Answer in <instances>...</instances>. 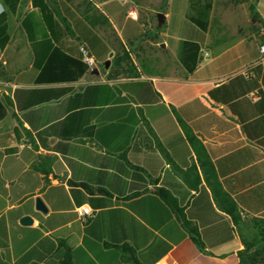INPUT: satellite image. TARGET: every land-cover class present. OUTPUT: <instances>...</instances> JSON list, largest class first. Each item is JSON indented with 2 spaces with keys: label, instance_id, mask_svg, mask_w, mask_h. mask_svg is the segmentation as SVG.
Returning a JSON list of instances; mask_svg holds the SVG:
<instances>
[{
  "label": "crops",
  "instance_id": "0c3cea01",
  "mask_svg": "<svg viewBox=\"0 0 264 264\" xmlns=\"http://www.w3.org/2000/svg\"><path fill=\"white\" fill-rule=\"evenodd\" d=\"M46 1L71 28L66 47L109 48L68 0ZM3 9L0 134L17 126L23 135L0 146V262L66 264L68 254L71 264H240L243 244L225 210L235 202L241 216L264 217V0H250L234 35L220 33L218 12L214 34L207 24L208 38L196 41L201 59L191 72L163 40L146 69L124 64L132 71L124 75L96 66L75 81L44 83L35 81L36 65L51 42L39 9L20 0L12 13L0 0ZM208 45L214 51L204 56ZM256 62L257 72L244 71ZM37 196L46 213L35 209ZM80 205L93 217L80 220ZM25 215L32 224L19 222Z\"/></svg>",
  "mask_w": 264,
  "mask_h": 264
},
{
  "label": "rangeland",
  "instance_id": "374dc122",
  "mask_svg": "<svg viewBox=\"0 0 264 264\" xmlns=\"http://www.w3.org/2000/svg\"><path fill=\"white\" fill-rule=\"evenodd\" d=\"M83 18L90 23H97L96 27L102 37L109 42V50L90 49L96 66L104 70L103 62L110 59V67L118 68L122 74L132 73L129 68L123 65H133L134 62L146 69L148 57L156 51L162 50L163 40L169 44L174 52H180L183 40H194L202 43L205 36H209L200 29L189 17L198 16L199 12L204 14L203 19L210 25V31L214 34L218 12L225 18L222 25V34H235L237 24H244L247 20L246 11L250 0H68ZM253 1V0H251ZM211 2L214 7V16L210 17L211 8H205V4ZM221 6H224L221 8ZM104 7L110 10L112 22L104 12ZM220 9V10H219ZM223 9V10H222ZM57 12V8H54ZM39 14V11H37ZM162 13L165 21L158 25L157 14ZM216 17V18H215ZM41 17L37 18V22ZM216 20V22L214 21ZM34 19V26L38 29V24ZM12 23V19L10 20ZM228 33V34H229ZM231 36V35H230ZM229 36V37H230ZM227 39H231V38ZM208 56L214 51V45L206 47ZM101 51V57L98 53ZM113 55L108 57L109 52ZM205 50L203 49V52ZM99 59H102L101 61ZM100 61V62H99ZM121 68V69H120ZM134 72V71H133ZM30 216V215H29ZM250 217L246 218L249 221ZM253 232V231H252ZM258 247L260 253L254 262L245 264H264V239L259 240Z\"/></svg>",
  "mask_w": 264,
  "mask_h": 264
},
{
  "label": "trees",
  "instance_id": "16d2710c",
  "mask_svg": "<svg viewBox=\"0 0 264 264\" xmlns=\"http://www.w3.org/2000/svg\"><path fill=\"white\" fill-rule=\"evenodd\" d=\"M3 4L12 12L15 13L20 0H2ZM34 7H37L40 11L44 25L49 33V40L51 47L46 54L42 64L36 65L38 68V74L35 79L37 83L44 82H67L78 80L85 73L92 72L88 65L82 61L81 53L77 46V52L73 51L69 47L65 46L64 39L70 33L69 24L64 20L58 19L56 11L48 4L46 0H31ZM251 17L256 19L257 13L254 12V6L250 5ZM205 8H211V2L205 4ZM204 14L199 12L198 16H191L189 19L194 22L203 31L207 28V20L203 19ZM85 21L89 22L84 18ZM64 24H63V23ZM21 25L24 28L29 42L34 41V33L31 25L30 16L24 15L21 19ZM9 41L8 34V22L7 13L3 9L0 11V50H2ZM201 46L194 40H183L179 60L186 71L191 72L196 67L197 62L201 59ZM259 64L253 63L249 65L244 71L257 72ZM93 73V72H92ZM243 74V73H242ZM255 75H248L247 78H254ZM6 115V109L2 102H0V120ZM22 133L19 127L15 126L12 131L4 132L0 134V146H7L13 141H20L22 139ZM260 142H263L262 140ZM160 195L165 198L163 192L160 191ZM168 201V198H166ZM169 203V201H168ZM178 218L182 222L185 229L188 231L191 239L198 246H202L199 233L190 226L187 225L184 218L182 209L175 203H170ZM232 218V221L237 225L240 238L243 244V248L239 251L240 264L245 262H254L257 260V256L260 253L258 247L259 240L264 239V217L251 216L249 221L246 218L249 216H241L237 209V205L232 203L225 210ZM253 231V232H252ZM69 255H66L64 262L71 264ZM0 264H9L8 262H0ZM30 264H40L37 262H31Z\"/></svg>",
  "mask_w": 264,
  "mask_h": 264
},
{
  "label": "built area",
  "instance_id": "2783aa9c",
  "mask_svg": "<svg viewBox=\"0 0 264 264\" xmlns=\"http://www.w3.org/2000/svg\"><path fill=\"white\" fill-rule=\"evenodd\" d=\"M78 49H79V52L81 53L82 61L88 65L89 69L91 70L92 68L96 67L95 60H94L89 48L85 44L80 43L78 45ZM258 50H259V53L264 56V41L262 43H260ZM206 55H207V52H205L204 56H206ZM246 72L248 73V71H246ZM75 211H76L79 219L82 221H86L89 218L93 217V215H94V211L92 210V208H90L87 205L77 206L75 208Z\"/></svg>",
  "mask_w": 264,
  "mask_h": 264
},
{
  "label": "water",
  "instance_id": "95a60500",
  "mask_svg": "<svg viewBox=\"0 0 264 264\" xmlns=\"http://www.w3.org/2000/svg\"><path fill=\"white\" fill-rule=\"evenodd\" d=\"M157 19H158V25H162L165 21V16L164 14L162 13H158L157 14ZM113 55V52L110 51L109 54H108V57H111ZM110 65V59H106L104 62H103V66L105 69H107ZM91 71L93 73H98V68L97 67H94L91 69ZM35 209L38 210V211H41L43 213H46L47 212V206L45 205L44 201L40 198V197H35ZM21 224L23 225H30L32 224L33 222V219L31 216L29 215H25L23 216L20 221H19Z\"/></svg>",
  "mask_w": 264,
  "mask_h": 264
}]
</instances>
